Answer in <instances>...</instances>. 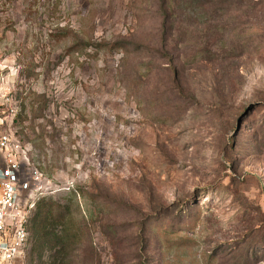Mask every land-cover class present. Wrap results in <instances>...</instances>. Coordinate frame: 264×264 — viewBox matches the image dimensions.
Here are the masks:
<instances>
[{"label": "rangeland", "instance_id": "1", "mask_svg": "<svg viewBox=\"0 0 264 264\" xmlns=\"http://www.w3.org/2000/svg\"><path fill=\"white\" fill-rule=\"evenodd\" d=\"M193 1L163 34L160 0H0L43 262L264 264V0Z\"/></svg>", "mask_w": 264, "mask_h": 264}, {"label": "built area", "instance_id": "2", "mask_svg": "<svg viewBox=\"0 0 264 264\" xmlns=\"http://www.w3.org/2000/svg\"><path fill=\"white\" fill-rule=\"evenodd\" d=\"M9 95L10 89L0 86V264H22L36 203L58 186L30 161L29 147L12 130Z\"/></svg>", "mask_w": 264, "mask_h": 264}, {"label": "trees", "instance_id": "3", "mask_svg": "<svg viewBox=\"0 0 264 264\" xmlns=\"http://www.w3.org/2000/svg\"><path fill=\"white\" fill-rule=\"evenodd\" d=\"M183 4L185 8L191 6L193 0H160L161 13H162V32L163 34L170 30L173 24L174 12L176 11V3ZM203 4V3H202ZM55 208V202L48 197L40 198L34 209V212L29 220L27 230V248L26 252L37 253L40 260V264H59L57 261L56 251L54 255H51V259L48 263L43 262L42 252L45 245L50 243V238L55 236V221L59 218L58 215L53 213ZM49 241V242H48ZM57 255H56V254Z\"/></svg>", "mask_w": 264, "mask_h": 264}]
</instances>
